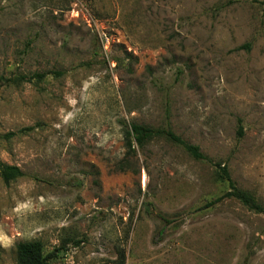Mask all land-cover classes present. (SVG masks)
Listing matches in <instances>:
<instances>
[{
	"label": "rangeland",
	"instance_id": "obj_1",
	"mask_svg": "<svg viewBox=\"0 0 264 264\" xmlns=\"http://www.w3.org/2000/svg\"><path fill=\"white\" fill-rule=\"evenodd\" d=\"M0 163V264H264V0H0Z\"/></svg>",
	"mask_w": 264,
	"mask_h": 264
},
{
	"label": "trees",
	"instance_id": "obj_2",
	"mask_svg": "<svg viewBox=\"0 0 264 264\" xmlns=\"http://www.w3.org/2000/svg\"><path fill=\"white\" fill-rule=\"evenodd\" d=\"M50 74L51 73L35 74L29 78V81L42 80ZM124 129L123 142L127 155L134 153L135 148H143L151 140L162 138L173 145L180 147L192 160L208 161L197 146L186 143L170 129L169 125L164 128H151L139 124H130L128 128L124 127ZM213 166L215 167V174L217 178L223 182H226L229 189L219 198L209 202L207 205L208 208L222 202L223 200H233L249 211H252L256 214L263 213L262 206L251 194L236 188L230 178L226 166H221L220 164H215ZM0 172L3 175L5 181L13 176H23V174L17 168L9 167L1 163ZM146 214L151 216V213L148 210H146ZM52 257V254H44L42 244L39 241L24 242L16 245L17 264H48Z\"/></svg>",
	"mask_w": 264,
	"mask_h": 264
}]
</instances>
